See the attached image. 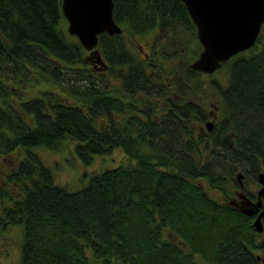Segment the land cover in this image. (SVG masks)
Instances as JSON below:
<instances>
[{"label": "trees", "instance_id": "16d2710c", "mask_svg": "<svg viewBox=\"0 0 264 264\" xmlns=\"http://www.w3.org/2000/svg\"><path fill=\"white\" fill-rule=\"evenodd\" d=\"M113 1L123 32L99 35L107 65L100 69L64 28L62 0H0V152H23L13 178L24 195L9 213L23 227L18 264H261L255 250L264 252V239L258 243L264 231L205 184L222 189L238 172L257 181L264 171V24L252 48L222 65L226 83L211 80L219 113L202 135L198 127L213 117L201 72L187 65L183 79L175 71L178 88L185 83L196 95L155 118L150 100L172 84L155 88L151 73L163 64L135 55L126 39V32L155 26L167 34L179 24L194 29L185 4ZM111 86L134 101L144 95L141 116ZM66 140L85 165L116 149L130 159L70 190L38 152L60 150Z\"/></svg>", "mask_w": 264, "mask_h": 264}, {"label": "water", "instance_id": "95a60500", "mask_svg": "<svg viewBox=\"0 0 264 264\" xmlns=\"http://www.w3.org/2000/svg\"><path fill=\"white\" fill-rule=\"evenodd\" d=\"M196 25L198 39L202 45L199 56L190 63L195 71L214 74L233 56L252 48L264 24V0H180ZM113 0H62V11L68 21V32L77 36L84 48L91 51L100 69L107 68L98 49L99 35L122 33V27L113 15ZM214 120L206 122L208 131L214 128ZM225 145H232L231 136L225 135ZM261 188L258 200L253 201L245 192L244 174L238 172L235 181L241 192L242 213L253 216L258 214L264 199V171L258 174ZM230 205H236L232 200ZM264 210L253 221L258 232L264 231Z\"/></svg>", "mask_w": 264, "mask_h": 264}, {"label": "rangeland", "instance_id": "374dc122", "mask_svg": "<svg viewBox=\"0 0 264 264\" xmlns=\"http://www.w3.org/2000/svg\"><path fill=\"white\" fill-rule=\"evenodd\" d=\"M63 26L66 30H68V21L65 18L63 21ZM167 30H163V32H157L158 36L154 43L156 42L157 53L159 54L158 57L157 53L153 55V52L146 46L143 45L144 51L139 48V43H145L146 41H153L155 35L153 33L148 34L144 37V34H131L130 32H126V39L129 44L131 51L140 58L144 60L148 59L151 61H155L157 64L161 65L162 68L154 69V73L152 76L156 74L153 78L159 79V76H165L167 81L172 84V88H177L178 86L175 84L176 76L172 75L175 71L179 74V78L185 77L189 78L186 67L189 62L194 61L202 50V45H199V39L197 35V28L193 29L191 25L179 24L175 31H170L168 34ZM123 32V31H122ZM156 34V35H157ZM172 38V40H171ZM99 49V45L97 46ZM100 51V50H99ZM156 52V51H155ZM147 53V56L146 54ZM101 54V52H100ZM161 54H171L173 57L170 60H166ZM153 55V57H152ZM110 74L109 72L107 73ZM216 79L217 81L221 82V84H225L227 81V70L222 68L217 70L214 74L208 75L204 73L198 74L197 80L204 86V90L202 91V97L206 100L207 110L212 112V115L218 117L217 112L219 113L218 108L216 107L217 104L220 103V94L218 91L212 87L211 80ZM160 80V79H159ZM107 84L114 83V79L110 81H105ZM118 87H120L121 83L119 82ZM117 86H111L110 92H115V96L122 97L125 102H128L129 99L134 101L131 97H127L124 94H121L114 89L118 88ZM175 92V91H174ZM186 93V94H185ZM200 94V93H199ZM178 96H184L185 100L189 98L192 99L196 94L189 93V90L186 92L178 89L176 93ZM201 95V94H200ZM187 101H177L176 104L184 105ZM168 101L164 100L160 103V107L156 110V114H162L167 110ZM153 107L152 109H154ZM213 119V118H212ZM211 116L209 120H212ZM198 132L200 134L207 135L211 131H208L206 125L198 127ZM198 138L199 135L195 134ZM140 146V145H139ZM139 151H145L148 153L146 149H139ZM41 159L47 165H49L56 177L57 183L67 186L70 190H79L83 186H85L90 177L95 172L103 171L107 168H112L117 166L118 164L122 163V161H128L129 155H127L123 149H116L112 155H104L98 156L94 159L92 164L85 165L80 158L74 153L73 148V141L66 140L63 147L60 150L52 151L47 148H40L38 149ZM202 158V155H200ZM199 158V159H201ZM1 164H5V162L0 158V166ZM237 175V174H236ZM227 185H224L222 189H212L209 188L207 183L206 191L209 192L214 198L223 202L229 203L232 200L236 202H241V198L238 196V193L241 192L237 182H227ZM245 183V192H249L256 197L261 185L259 184L258 180H250L246 176L244 177ZM253 217V216H252ZM253 221V219H252ZM264 223V221H263ZM8 236L4 239L0 238V264H18L21 258V247L23 242V227L17 226L16 228H12L7 234ZM264 233L259 237L258 243L263 241ZM255 254L260 257L261 264H264V252L262 250H255Z\"/></svg>", "mask_w": 264, "mask_h": 264}, {"label": "flooded vegetation", "instance_id": "af4514ba", "mask_svg": "<svg viewBox=\"0 0 264 264\" xmlns=\"http://www.w3.org/2000/svg\"><path fill=\"white\" fill-rule=\"evenodd\" d=\"M160 31L163 32L162 30H160L159 26H155L152 30H148L144 32L145 33V34L143 33L144 37H146L150 33H153L155 35V38L153 41L151 40L146 41L144 44L139 43L138 45L139 48L142 51H144L143 45H146L151 50L150 52L157 51L156 42L154 43V41L156 39V36H158L157 32H160ZM145 54L147 56V53ZM190 63L191 62H189L188 64L189 67H190ZM149 71H152V70L150 69ZM152 72L154 73L155 71L153 70ZM155 75L156 74H154V76ZM151 76H152V73H151ZM154 76H152V80H153V85L155 88H158V87L161 88L164 86L169 88L171 86V84L167 81V78L165 76H159L160 80L153 78ZM182 78L185 79V77H182ZM183 84H184L183 91L186 92L185 88L187 89L188 86L186 85L185 87V83ZM178 89L171 87L170 92L167 93L166 95L164 96L154 95L153 96V98L150 101H155L154 102L155 112H153V115L155 118L158 117V114H156L158 112H156V110L158 108H162L160 107V103L164 100L168 101L167 110L165 112L173 110V104H176L175 103L176 100L177 101H180V100L187 101L186 103L190 101L189 98L185 100L184 96L181 97V96L176 95V93L178 92ZM142 96L141 97L139 96V98H136V101H132L131 99H129L128 101L129 103H131L134 107L138 109L136 110V114H139L140 116L142 114V111L145 110V105L143 103V100L146 98H144V95ZM147 101L149 100L147 99ZM186 103L184 105H186ZM176 105L177 107H179L178 104ZM161 111L165 113L164 110H161ZM211 115H212V112H211ZM212 117L213 119L212 118L211 119L214 120V122H216V116L212 115ZM22 157H23V152H21L18 149H14L9 152H0V158L5 162V164H1L0 166V238L1 239L6 238L8 236L7 234L9 233L10 230H12V228H16L17 226H19V224H15L12 221L11 217L9 216V213L12 212V208L15 205V201L19 200L24 195V191L21 188L20 184L13 178V175L19 168V164H20V161L22 160ZM247 196L249 197L248 194ZM251 199L253 201H257L258 194L256 195V197H253ZM262 200H263V205L260 208L258 214L262 210H264V199ZM240 205H241V202H237L236 205H231V206L238 209V206ZM258 214L253 215V221L256 219ZM262 220L264 221V217L262 218ZM259 262H261L260 258H259Z\"/></svg>", "mask_w": 264, "mask_h": 264}]
</instances>
